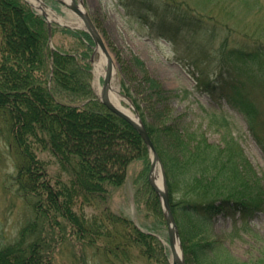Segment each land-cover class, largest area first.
Masks as SVG:
<instances>
[{
	"label": "trees",
	"instance_id": "obj_1",
	"mask_svg": "<svg viewBox=\"0 0 264 264\" xmlns=\"http://www.w3.org/2000/svg\"><path fill=\"white\" fill-rule=\"evenodd\" d=\"M128 1L126 14L150 29V36L167 40L174 49L183 33L211 41L218 36L215 29L222 26L220 31H227L218 37L215 59H209L208 64L215 69L211 74L195 66L196 60L192 63L206 89L226 90L223 97L242 114L264 152V108H259L252 95L255 90L264 91L263 80L245 84L239 75L235 76L238 67L250 64L264 74V51L259 48L264 44L250 46L249 39L254 36L251 32L241 35V44L234 43L230 40L237 34L234 26L220 23L212 11L190 4L175 0ZM48 30L44 18L23 0H0V114L5 117L17 152L13 180L31 209L16 241L0 248V264H50V247L42 243L39 231L54 228L60 220L90 245H99V238H105L102 246L110 245L124 258L128 254L124 248L132 245L147 259L169 264L162 244L128 217L107 207H102L98 218L86 219L83 212L75 211L77 203L106 204L112 193L125 184L129 165L142 161L134 182L133 202L139 210L151 211L159 226L166 225L159 198L148 184L146 144L128 122L91 92L89 58L94 43L90 36L82 30L54 28L52 35H69L83 46L78 51L61 50L50 48ZM175 57L186 59L183 55ZM144 81L155 103V123L144 121L142 106L134 103L165 167L169 204L186 264H246L219 242L198 240L196 234L216 215L238 214L245 223L264 211L261 178L237 143L212 145L203 133L174 124L163 106L167 92L148 76ZM41 153L53 158L55 171H50L51 164L40 158ZM33 235L37 238L32 239Z\"/></svg>",
	"mask_w": 264,
	"mask_h": 264
},
{
	"label": "rangeland",
	"instance_id": "obj_2",
	"mask_svg": "<svg viewBox=\"0 0 264 264\" xmlns=\"http://www.w3.org/2000/svg\"><path fill=\"white\" fill-rule=\"evenodd\" d=\"M25 3L33 0H23ZM36 1V0H34ZM38 1V0H37ZM65 1V0H64ZM94 21L102 39L114 61L116 74L113 86L124 98L121 100L123 108L130 110L141 119L135 101L143 108L145 120L149 124L155 123V112L152 111L154 101L149 96L148 85L143 82L145 76L154 79L167 92V101H164L165 110L171 120L181 128L191 132L203 133L208 142L220 147L228 143H237L242 149L253 169L261 178L264 187V152L249 131L242 114L228 104L223 97L225 89L209 91L206 89L202 77H199L195 66L204 68L205 72H213V66L208 64L209 59H215L219 51V39L227 32L222 33L217 28L214 31L218 36L211 41L205 36H194L189 33L179 35L175 41L176 49L163 38H153L147 29L137 19L126 14L128 0H77ZM181 4H190L196 9L215 13L216 17L235 27L236 36L230 38L234 43L241 44L243 33L254 34L248 44L252 47L264 44V0H175ZM42 7L51 15L50 37L52 29L68 27L71 31H80L77 24H81L79 17L68 7L56 0H41ZM30 5V4H29ZM49 10V11H48ZM35 11V9H34ZM36 12V11H35ZM211 26V25H208ZM213 31V30H212ZM50 48L61 50H82V45L69 35L56 32L49 41ZM261 51H264V48ZM96 47L92 46L89 61L91 62V89L97 96L94 86L93 60L97 58ZM183 55L184 60L175 56ZM264 57V54H263ZM190 60V61H189ZM197 61L195 66L192 61ZM264 65V61L261 62ZM241 77L245 84H253L263 80L264 74L257 67L250 65L240 66L235 76ZM102 82V81H101ZM125 88V89H124ZM126 91H129L128 93ZM259 102V108H264V91L255 90L252 94ZM130 99L132 105L127 100ZM143 120V119H142ZM5 117L0 114V248L13 243L19 236L31 209L17 191L14 175L17 169V152L12 143ZM40 158L50 162V171H55L53 158L41 153ZM148 160L150 155L148 154ZM142 161H133L127 169V178L121 188L115 190L106 206L101 204H76V212H83L85 218L100 217L102 207L110 208L116 214L128 217L142 232L153 235L166 248L167 229L156 223L153 213L145 212L135 207L133 193L134 182ZM53 164V165H52ZM149 171V170H148ZM141 207V206H140ZM147 214V216L145 215ZM156 228V232L153 231ZM42 243L50 247V264H158L155 259H147L135 246L128 245L127 257L121 253H114L110 245L103 247V238H99V245H90L86 238L78 239L76 233L62 220L54 228L45 227L39 231ZM37 238L33 235L31 238ZM196 239L217 241L232 256L246 264L264 262V211L256 213L245 223L239 215H216L209 223L196 234ZM106 240V239H105ZM120 241V239H117ZM107 241V240H106ZM43 245V244H42ZM97 246L99 249L97 250ZM120 247V245H119ZM106 248V250H103ZM122 248V247H120ZM119 248V249H120ZM111 251V252H109Z\"/></svg>",
	"mask_w": 264,
	"mask_h": 264
},
{
	"label": "water",
	"instance_id": "obj_3",
	"mask_svg": "<svg viewBox=\"0 0 264 264\" xmlns=\"http://www.w3.org/2000/svg\"><path fill=\"white\" fill-rule=\"evenodd\" d=\"M59 2H62L66 4L75 15L79 17V19L82 22L83 29L91 36V40L94 41L95 45L100 48V50L105 54L107 57V64H106V70L103 77V84L101 87V91L99 93V98L101 102L113 113L124 119L126 122H128L135 130L136 132L141 136L145 144L149 148V153L151 156V167L148 174V180L153 188V190L156 192V195H158L161 205L163 207L164 217L166 221L167 226V233H168V240H169V248L171 252V264H185L184 258L182 257L183 254L181 252V245L179 242V234L177 225L175 223L174 217L171 212L170 204H169V194H168V187H167V179H166V173L163 166V163H161V159L156 152V149L154 147V144L151 140V137L149 133L147 132V129L140 119L138 115H136V118H132L127 113L123 112L119 107H117L113 102H111L109 97V90L111 88L110 83L111 79L114 73L115 65L113 58L111 57V54L105 45L104 40L102 39V36L100 32L98 31L97 27L95 26L92 19H90L89 14L86 12V10L83 7V4L81 1L77 3V0H69V2H64L63 0H57ZM42 15L45 17V12H42ZM131 104V103H130ZM159 165L160 167V173L162 175V188H159L154 181L151 178V174L153 169L156 165ZM176 243L178 244V247L180 249V256L177 254L176 250Z\"/></svg>",
	"mask_w": 264,
	"mask_h": 264
},
{
	"label": "bare ground",
	"instance_id": "obj_4",
	"mask_svg": "<svg viewBox=\"0 0 264 264\" xmlns=\"http://www.w3.org/2000/svg\"><path fill=\"white\" fill-rule=\"evenodd\" d=\"M33 6L35 7H39L40 8V3L36 0L34 1L33 0ZM46 10V9H45ZM49 11V10H48ZM49 19H52L51 15H48ZM77 26H81V24H77ZM96 50V53H97V58L95 60H93V74H94V86H95V92L99 93V91L101 90V79L103 78L104 74H105V66H106V63H107V57L105 56L104 53L101 52V50ZM116 74V73H115ZM113 78H114V75H113ZM111 85V88L109 90V97H110V100L111 102H113L117 107H119L123 112L129 114L132 118H134V114L128 110V109H125L123 108L122 104H121V96L119 95V92L117 91L118 89L115 88L113 86V81H111L110 83ZM160 167L159 165L157 164L155 166V168L153 169L152 173L151 174V178L152 180L154 181V183L159 187V188H162V175L160 173ZM177 246V245H176ZM176 250H177V254L180 256V250L178 248V246L176 247Z\"/></svg>",
	"mask_w": 264,
	"mask_h": 264
}]
</instances>
